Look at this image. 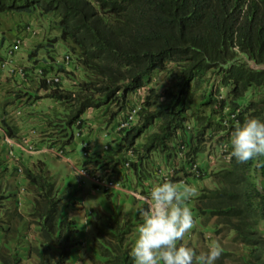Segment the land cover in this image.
I'll return each instance as SVG.
<instances>
[{"label":"trees","instance_id":"16d2710c","mask_svg":"<svg viewBox=\"0 0 264 264\" xmlns=\"http://www.w3.org/2000/svg\"><path fill=\"white\" fill-rule=\"evenodd\" d=\"M0 11L57 17L58 34L48 41L69 44L66 51L82 70L73 89L39 80L44 97L67 107L59 121L47 118L55 133L49 142L69 143L88 108H100L105 122L112 121L131 106L129 96L145 87L138 121L118 132L120 167L131 148L129 171L137 182L153 172V154L166 163L177 159L178 144L185 151L174 176L190 175L189 167L212 136L230 133L236 124H219L225 106L236 112L237 122L264 119V90L252 95L264 89V0H0ZM58 71L69 73L62 65ZM189 118L193 128L186 130ZM0 124L8 136L15 135ZM20 171L32 196L26 226L36 237L35 244H25L26 257L34 253V264H67L81 241L76 220L64 211L65 191L42 161L20 165ZM202 172L214 186L199 190L192 210L213 227L215 237L230 234L229 246L221 248L214 264H264V182H259L264 155L244 162L230 156L221 168ZM16 173L0 159V264H25L18 252L24 213L13 185ZM141 220L122 209L92 216L95 233L84 264H133L132 236ZM186 245L197 253L207 249Z\"/></svg>","mask_w":264,"mask_h":264},{"label":"crops","instance_id":"0c3cea01","mask_svg":"<svg viewBox=\"0 0 264 264\" xmlns=\"http://www.w3.org/2000/svg\"><path fill=\"white\" fill-rule=\"evenodd\" d=\"M13 12L16 16L12 22H8L0 16V57L4 55L7 45L14 36L23 32L20 31V26L23 25V22L34 25L35 22L41 20L40 23L42 24L35 35L23 32V45L15 55V61L26 66V70L28 71L26 76L23 78L19 76H8L6 72L0 68V121L2 124H7V126L15 132V135H11L12 137H20L21 135L30 136L34 144V149L32 151H28L22 146H14L13 155L8 154V146L3 140L4 135L7 134L4 125H1L0 159L3 161L4 165H7L10 171L17 168V175L16 179L13 180V185L15 186L19 206L23 209L24 213V219L20 224L21 230L24 231V239L18 248V252L21 256V252L24 253L22 257L25 264H29L30 260H37V256L34 253H31V257L27 258L24 249L27 242L31 241L32 244H35L36 237L33 233V227L28 229L26 226L32 196L23 185L25 179L20 173V165L30 167L36 164L37 161H42L54 175L60 188L65 191L64 211L69 217L76 220L78 225L77 238L85 244L83 247L78 245L73 251L72 257H78L82 264H84L86 255L89 251L88 244L95 233L90 218L92 216H97L102 211L112 212L119 209L131 215L136 214L139 212L137 204L142 203L123 191H105L96 188L89 180L88 176L74 173L68 162L70 161V163H73L76 167L81 163H85L94 170L109 172L111 176H115V174L119 172L123 179V184H129L133 178L136 179L134 173L131 171L123 175L119 163L123 150L121 145H118L119 130L116 129V123L119 118L124 116L125 110H121L112 121L107 123L105 122L104 115L100 108H88L83 114L84 125L74 134L70 142L64 145L66 149V158H57L49 151L50 149L47 150V146H49L50 142L48 141L49 136H44L48 131L44 130L50 128L47 124V117L49 114L53 113L58 102L50 97H44L43 94L45 91L39 86V79L35 71L39 68L45 71H56L58 70L57 67H61L59 60L60 56L55 54V49L60 41L56 40L54 43H50L48 41L49 38H47L48 33L55 30L51 29V26L55 27V23L51 21L56 22L57 17L52 14H43L39 16L34 13ZM39 29H41V31ZM54 67H56V69ZM80 76L82 78L81 73ZM65 83L67 88H75V85L73 83L70 84L69 80ZM129 100H131V96H129ZM88 124L94 128L88 130ZM104 133L107 135H103ZM182 135L184 136V134ZM112 139L115 140L112 141ZM83 142L86 143L85 148L82 146ZM105 143L109 145L108 150L102 149ZM86 147H88L86 150L88 155L83 156L82 153ZM204 154L206 155L205 152ZM150 158L154 166L152 169L153 172L141 179L147 184L152 183L154 179L158 178V170L161 167L170 165L172 162L167 161L166 163V160L160 154L156 153ZM95 160H99V162L95 163ZM205 162H207L208 164H206L209 166H206ZM205 162L202 167L204 172H209L211 170L215 171L221 168V166L218 165V161L208 162L206 160ZM173 183L180 188L188 185L196 189L195 195L191 196L186 201L191 210L193 197L197 195L199 190L204 186H214V182L206 173L200 178L189 175L183 177L180 181H173ZM22 186L25 188L23 192L20 191ZM192 214L195 220H193V227L188 232L194 229L195 225L200 228L199 232L206 231L207 228L199 223V217H197L194 210H192ZM135 231L136 228L132 239L135 236ZM184 238L182 240L184 244L188 242L193 246H201V244L204 243L202 240L197 239L194 233L191 235V238H187V240Z\"/></svg>","mask_w":264,"mask_h":264},{"label":"clouds","instance_id":"9594fccd","mask_svg":"<svg viewBox=\"0 0 264 264\" xmlns=\"http://www.w3.org/2000/svg\"><path fill=\"white\" fill-rule=\"evenodd\" d=\"M229 149L238 162L264 155V119L249 116L237 122L230 131ZM195 193L192 186L180 188L166 179L151 187L139 207L142 220L130 248L133 264H214L222 251L216 241L199 253L180 243L193 227L186 201Z\"/></svg>","mask_w":264,"mask_h":264},{"label":"built area","instance_id":"2783aa9c","mask_svg":"<svg viewBox=\"0 0 264 264\" xmlns=\"http://www.w3.org/2000/svg\"><path fill=\"white\" fill-rule=\"evenodd\" d=\"M38 28L34 27L31 24H26L24 25V28H22L23 32L30 33V34H36ZM18 33L14 36V38L11 40V42L7 45L5 53L3 56L0 57V68H2L8 76H19L20 78H23L26 76L28 71L26 70V66L23 64L17 63L15 61V55L18 53L20 48L23 45L24 41V33ZM234 49L237 50V47L234 46ZM60 61L64 65H69L73 62L72 54L70 52H63L62 55L60 56ZM249 65L251 67H257L253 62H249ZM36 75L39 80H42L44 83L50 85V86H59L62 88H67L66 83L67 82V76L61 72V71H50L46 70L43 71L42 68L37 69ZM213 84V88H214ZM71 89V88H70ZM144 90L145 87H140L134 95H132V104L131 106H128L127 110L125 111V114L122 118H119V120L116 123V129L121 130V129H126L130 125L136 123L139 119L138 111L141 106V103L143 101V95H144ZM223 88L219 86V92H218V97L224 96L223 93ZM223 112H225L224 115L217 117L219 124L222 126H229V122L233 121L234 124L237 123L236 119V112H231L227 106L223 108ZM193 128V120L189 118L186 121L185 129L186 130H191ZM0 129H1V124H0ZM223 131H220V133ZM77 133V132H76ZM103 135H107L104 133ZM4 142L8 146V154L13 155V148L14 146H22L28 151H32L34 149V144L32 142V138L30 136L26 135H21L19 136H8L4 135L3 137ZM82 146L85 148L86 143L83 142ZM84 149L82 155L86 156L88 155V152ZM50 149L54 156L57 158H66V149L65 146L62 143L59 142H50L49 146H47V150ZM103 150H108L109 145L105 143L103 145ZM185 151V147L182 144H178V148L176 151V156L177 159H174V161L171 162L170 165H166L161 167L158 170V178L154 179L152 183L148 184L147 186H144L143 189H136L131 186H127L128 184H123V179L121 178L120 174H115V176H111L109 172L105 171H99V170H94L91 168L89 165L85 163H81L79 166H74L73 163H70L71 169L74 171L76 174H83L88 176L89 180L92 182L93 185L96 186V188L105 190V191H110V190H119L123 191L124 193L132 196L135 198L137 201H140L143 203L144 199L146 197L150 196V189L151 187L163 180H170L172 182V177L174 176V171L175 168L178 165V161L180 158L183 156V152ZM206 155V160L208 162H214V159H220L224 163H228L230 160V149H229V142L226 141H214L208 146L207 150L205 151ZM134 157V152L132 151L131 148L125 149L124 156L121 160L122 163V168L124 170H130V162L132 158ZM189 172L190 175L199 178L202 176V169L200 168L198 161L196 160L194 164H192L189 167ZM113 174V172L111 171ZM114 175V174H113ZM20 191L23 192L25 191V188L22 186L20 188ZM85 244L83 242H80L79 246L83 247ZM67 264H82L81 260L76 257L72 259L70 262Z\"/></svg>","mask_w":264,"mask_h":264},{"label":"rangeland","instance_id":"374dc122","mask_svg":"<svg viewBox=\"0 0 264 264\" xmlns=\"http://www.w3.org/2000/svg\"><path fill=\"white\" fill-rule=\"evenodd\" d=\"M21 15V14H20ZM19 15V16H20ZM0 16L1 17H3L6 21H8V22H12L13 20H14V17L16 16V14H14V12L13 11H0ZM40 21L41 20H39L38 22H35V24L33 25V24H31V23H25V22H23V25H19L20 26V31H22V28H24V25H26V24H31V25H33L34 27H37V28H41V26H42V24L40 23ZM52 23H54V21H51ZM22 24V23H21ZM51 29H55L54 31H52V32H49L48 33V37L47 38H51V37H53V36H55V34L56 33H58L57 31H58V29L56 28V27H52L51 26ZM40 31H41V29H39ZM48 40H50V39H48ZM70 47H69V44H65V43H62V42H59V44L57 45V47H56V49H55V54L57 55V56H61L62 55V53L63 52H65L67 49H69ZM60 58V57H59ZM60 60V59H59ZM60 64L65 68V67H67V68H70V69H67V68H65V70L67 71V72H69V73H65V75L67 76V79L69 80V82H70V84L71 83H73V84H77V82H79V80L80 79H82L81 78V76H80V73H81V75L83 76V73H82V70L80 69V66H79V64L76 62V59H75V57H74V59H73V62L71 63V64H69V65H64V64H62L61 63V61H60ZM55 69H56V67H54ZM57 69H59V67H57ZM74 70V71H72V70ZM51 71V70H50ZM159 79V78H158ZM72 84V85H73ZM263 88H259V90L258 91H256V92H254L253 91V94L252 95H254L255 97L256 96H258V94L260 93V92H263ZM247 95H248V97L250 96V93H247ZM65 109H67V107L65 106V105H63V104H58L57 106H55V109H54V111H53V113H51V114H49L48 115V117H50V116H54L53 118H52V120H55V119H59V117H62L64 114H65ZM101 112H102V110H101ZM103 113V112H102ZM47 117V118H48ZM56 117V118H55ZM59 121V120H58ZM49 126V125H48ZM50 128H47V129H45L44 131H48V133L46 134V135H44V136H49V138L53 135V134H55L54 133V128H52V126H49ZM88 130L89 129H93L94 127H91L89 124H88ZM229 136H230V133H225V132H219L218 134H216V135H213L212 136V138H211V141H210V144L213 142V140L214 141H226V142H229ZM113 140H115V139H112V141ZM139 140H141V139H139ZM204 159H205V154L204 153H199L198 154V156H197V160L199 161V166L202 168L203 167V164H204V162L206 161V159H205V161H204ZM215 161H218V165L219 166H221V163H223V161L222 160H220V159H214ZM214 161V162H215ZM207 162H205V165L206 166H209V165H207L206 164ZM207 174V173H206ZM189 176V175H188ZM174 177H177V180L176 181H180V180H182L183 179V177H185V176H183V174L182 173H175V176ZM259 182H260V184H263V182H264V177H261L260 179H259ZM130 184V185H129ZM129 184L127 185V186H131V187H133V188H136V189H143V187L144 186H147L148 184L147 183H144L142 180L140 181V182H137L136 181V179H132V181H130L129 182ZM138 205V208L140 207V205L141 204H137ZM138 213V216L140 217V218H142V216H141V214H140V212H137ZM136 213V214H137ZM136 214H132V216H134V215H136ZM193 220H195V217H193ZM199 223L204 227H206L207 229H206V231H200L199 232V230H200V228L199 227H197L196 225H195V228L194 229H192V230H194V231H190V232H187L186 234H185V240H187V238H191V235H193V233L195 234V236L197 237V239H200V240H202V242H204V243H202L201 245L204 247V248H207L208 247V245L212 242V241H216L219 245H220V247L221 248H223V247H227V246H229V244H230V234H228L226 237H224V238H217V237H215V235L213 234V227L210 225V224H202V222L200 221V218H199ZM206 233V234H205ZM189 234V235H188ZM196 239V240H197ZM199 240V241H200ZM21 254H22V256H24L23 254V252H21ZM34 262L35 261H31L30 260V262H29V264H34Z\"/></svg>","mask_w":264,"mask_h":264}]
</instances>
